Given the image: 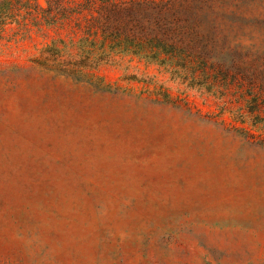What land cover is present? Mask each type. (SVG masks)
Here are the masks:
<instances>
[{
    "label": "rangeland",
    "instance_id": "374dc122",
    "mask_svg": "<svg viewBox=\"0 0 264 264\" xmlns=\"http://www.w3.org/2000/svg\"><path fill=\"white\" fill-rule=\"evenodd\" d=\"M0 264H264V0H0Z\"/></svg>",
    "mask_w": 264,
    "mask_h": 264
},
{
    "label": "trees",
    "instance_id": "16d2710c",
    "mask_svg": "<svg viewBox=\"0 0 264 264\" xmlns=\"http://www.w3.org/2000/svg\"><path fill=\"white\" fill-rule=\"evenodd\" d=\"M136 11H142V12H148L147 14L154 15V21L156 22V27L162 30L161 34L162 36L167 37L170 35V39H162L160 37H148L147 43L150 45L155 46L157 49H160L164 54L170 55L171 58H179L183 60L185 63H190L188 57L191 56V51L193 50V45L191 44L190 40H193V38L203 37L206 36L208 33H211V29H214L216 31V23L214 22L209 23L208 19V27L206 28V31L202 32L199 30L201 27V14H206L203 11V6H197L194 5H187L185 3H178V5H169L168 7H165L161 4V2L154 3V1H151V3L147 4L148 9L152 11H148L147 9H144L141 7V5H136ZM103 11L105 12L106 22L107 26L110 23V14L119 15L121 14V11H125L127 8L120 7L115 4H106L103 6ZM109 13V15H108ZM104 14V13H103ZM207 15V14H206ZM178 20L173 22V18ZM180 19L187 21V25L180 21ZM242 20V19H241ZM240 20V21H241ZM240 21L238 22V26L240 25ZM137 23L139 26H141V21L137 20ZM150 25V24H149ZM117 25L111 24V27H115ZM185 26H188L190 33H186L187 28ZM155 27V28H156ZM140 28V27H139ZM152 28V27H151ZM154 28V27H153ZM142 29V28H141ZM144 30V29H143ZM221 34L223 36L227 35L224 30H221ZM179 37V41L175 38ZM147 38V37H146ZM181 40V41H180ZM137 48H141L143 45L141 42L136 43Z\"/></svg>",
    "mask_w": 264,
    "mask_h": 264
}]
</instances>
